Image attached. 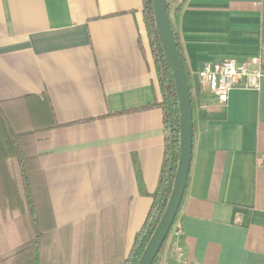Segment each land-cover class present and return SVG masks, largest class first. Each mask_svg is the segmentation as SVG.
Masks as SVG:
<instances>
[{
	"label": "crops",
	"instance_id": "crops-1",
	"mask_svg": "<svg viewBox=\"0 0 264 264\" xmlns=\"http://www.w3.org/2000/svg\"><path fill=\"white\" fill-rule=\"evenodd\" d=\"M168 2L194 142L161 264H264V0ZM143 9V0H0V103L31 134L36 207L49 231L41 264L124 262L152 207L165 131ZM254 58L259 88L242 80L226 106L199 85L206 62ZM7 219L0 255L28 236Z\"/></svg>",
	"mask_w": 264,
	"mask_h": 264
},
{
	"label": "trees",
	"instance_id": "trees-1",
	"mask_svg": "<svg viewBox=\"0 0 264 264\" xmlns=\"http://www.w3.org/2000/svg\"><path fill=\"white\" fill-rule=\"evenodd\" d=\"M143 5L144 22L149 44L155 58L158 83L161 90L159 107L164 117L165 159L152 207L142 228L135 237L129 257L119 264L138 263L166 208L179 158L180 114L174 78L159 40L153 14V1L143 0ZM167 5L171 28L184 62L182 47L171 23L168 0ZM181 5L182 3L177 8L179 9ZM185 70L190 84L194 113L192 87L186 66ZM30 139V133L16 130L15 125L9 115H7L5 103H0V217L2 219L10 218L19 230H22L23 234H28L27 238L20 245L13 248L7 254L0 255V264H41L42 240L49 233V231L46 232L41 227L37 212V194L31 179L32 172L29 168L31 160L28 152ZM169 236L153 264H161Z\"/></svg>",
	"mask_w": 264,
	"mask_h": 264
},
{
	"label": "water",
	"instance_id": "water-1",
	"mask_svg": "<svg viewBox=\"0 0 264 264\" xmlns=\"http://www.w3.org/2000/svg\"><path fill=\"white\" fill-rule=\"evenodd\" d=\"M153 14L159 40L167 64L173 74L179 104V158L172 190L164 213L137 264H153L175 224L190 173L193 142L194 113L190 84L171 28L167 0H152Z\"/></svg>",
	"mask_w": 264,
	"mask_h": 264
},
{
	"label": "built area",
	"instance_id": "built-area-1",
	"mask_svg": "<svg viewBox=\"0 0 264 264\" xmlns=\"http://www.w3.org/2000/svg\"><path fill=\"white\" fill-rule=\"evenodd\" d=\"M262 76L259 58L249 61L226 59L206 62L197 74L199 85L214 94L222 106H226L229 93L237 88L242 80L246 81V88L258 89ZM175 232L176 235L181 233L180 230Z\"/></svg>",
	"mask_w": 264,
	"mask_h": 264
}]
</instances>
